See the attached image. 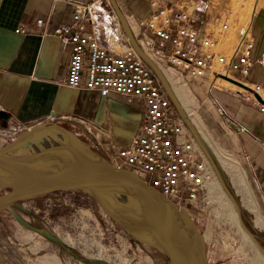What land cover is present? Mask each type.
<instances>
[{"label":"built area","instance_id":"1","mask_svg":"<svg viewBox=\"0 0 264 264\" xmlns=\"http://www.w3.org/2000/svg\"><path fill=\"white\" fill-rule=\"evenodd\" d=\"M248 1L234 3L242 8ZM145 2L146 12L134 21L126 19L136 42L161 72L169 68L183 83L205 80L214 87L221 80L233 84L232 92L264 114V84L246 81L257 64L264 65V53H256L259 36L255 31L259 19L264 27V0L250 1L249 16L243 22L232 10L220 12L219 0ZM98 8L110 11L113 32L108 47L101 46L86 27V19ZM43 24L42 19L35 22L37 28ZM14 32L25 30L19 27ZM52 33L70 49L66 86L95 91L103 98L117 95L142 103L143 114L130 143L108 151L107 159L116 168L137 175L192 218L208 212L215 178L210 161L152 70L132 49L108 0L74 4L69 20L54 26ZM164 77L171 87L170 79ZM181 107L210 152L243 174L239 164L218 148L198 113ZM254 219L264 223L257 212Z\"/></svg>","mask_w":264,"mask_h":264},{"label":"crops","instance_id":"2","mask_svg":"<svg viewBox=\"0 0 264 264\" xmlns=\"http://www.w3.org/2000/svg\"><path fill=\"white\" fill-rule=\"evenodd\" d=\"M89 0H0V111L8 119L4 129L29 128L53 120L67 127L105 156L127 146L143 114L140 100L66 86L70 49L54 36V26L69 20L74 4ZM130 21L146 12L145 0H116ZM42 19L41 28L35 25ZM262 20L255 23L261 29ZM22 27L24 33L14 31ZM88 31L103 47L113 32L110 11L94 9L86 19ZM247 82L264 84V65L257 64ZM179 102L195 110L218 148L240 166L216 156L222 169L239 181L233 187L244 209L264 229V114L231 90L210 86L205 80L180 83ZM4 135V134H3ZM1 146V145H0ZM216 154V153H215ZM232 187V186H231ZM241 204V205H242Z\"/></svg>","mask_w":264,"mask_h":264},{"label":"water","instance_id":"3","mask_svg":"<svg viewBox=\"0 0 264 264\" xmlns=\"http://www.w3.org/2000/svg\"><path fill=\"white\" fill-rule=\"evenodd\" d=\"M108 2L132 49L152 70L193 139L206 153L214 173L216 172L221 179L222 186L233 203L242 227L264 255V248L261 245L264 244V231L253 229L251 225L252 231L254 230L251 232L246 227L242 219L245 209L239 199L234 197L235 193L226 181L216 159L190 124L161 70L136 42L116 0ZM6 119L7 114L0 111V121ZM54 133L64 137L66 147L63 150L43 148L45 142L53 139ZM62 192L90 196L100 209L127 233L151 247L150 264H207L204 235L186 210L179 209L165 200L158 191L148 187L134 173L116 168L103 153L83 142L63 125L53 120L36 124L0 146V211H12L18 203ZM118 194L129 195L140 205L150 220L148 236L142 233L143 227L138 225L129 213H123L110 202L111 198ZM42 233L49 235L48 238H53L45 230H42ZM0 264L11 263L0 257Z\"/></svg>","mask_w":264,"mask_h":264},{"label":"rangeland","instance_id":"4","mask_svg":"<svg viewBox=\"0 0 264 264\" xmlns=\"http://www.w3.org/2000/svg\"><path fill=\"white\" fill-rule=\"evenodd\" d=\"M250 1L239 8L235 0H219L217 7L220 12L232 10L243 22L249 16ZM261 24L260 31L255 29L259 36L257 54L264 53L263 21ZM230 39H234L233 34ZM164 69L173 87L182 91L175 73L169 68ZM217 84L229 90L236 89L221 80ZM26 129H4L8 133H2L0 145L12 141ZM220 169L234 189L233 180L239 181L238 175L234 173L233 179L229 172L222 167ZM214 192L216 196L208 212L192 218L205 237L207 264H263L222 205V200L230 201L225 190V198H220V195L218 198L215 189ZM234 197L238 199L236 195ZM242 219L246 227L254 232L251 225L253 229L257 228L255 220L246 210ZM42 230L53 238H48L50 236L42 233ZM247 237L260 252L256 242ZM261 245L264 248V244ZM0 257L11 264H150L152 249L107 216L90 196L62 192L18 203L12 211H0Z\"/></svg>","mask_w":264,"mask_h":264},{"label":"bare ground","instance_id":"5","mask_svg":"<svg viewBox=\"0 0 264 264\" xmlns=\"http://www.w3.org/2000/svg\"><path fill=\"white\" fill-rule=\"evenodd\" d=\"M162 72H163V74L167 78H169L168 75H167V73H166V71L164 69L162 70ZM222 82H224V81H222ZM224 83H226L227 85H229V86H231L233 88H236V86H234L233 84H230L228 82H224ZM171 89H172L173 93L175 94V96L177 98L179 97V94L181 92H183V89H182V91H179V89L173 87L172 83H171ZM189 118H188V120H189L190 124L194 128V125L192 124V121H190ZM194 129H196V128H194ZM197 133H199V132L197 131ZM53 136H54L53 139H50L49 142H45V144L43 145V148L44 149H48V150L49 149H60V150H63V148L66 147L65 146L66 143H65L64 137L61 134H57V133H54ZM199 136H200V134H199ZM206 147L208 148V146H206ZM212 154L215 156L214 151H213ZM215 159H216V156H215ZM216 161H217V159H216ZM217 163H218V161H217ZM218 165L220 167V164L219 163H218ZM214 189L218 193L217 194V197L220 195V198H225L224 187L222 186L221 179H219V177L216 174V172H215V178H214V180L212 182V196L213 197L216 196V193L214 192ZM110 202H112L113 204H115L119 210L123 211V213H125V212L126 213H129V216L132 219H134V221H136L138 225H141L143 227V232H142L143 234L146 233L147 236L150 234V230H149L150 220H149V218L146 216V214L144 213V211L142 210V208L140 207V205L137 204V203H135L129 197V195L118 194V195L114 196L113 198H111ZM221 203L226 208V210L228 211V215H229L231 221L236 226V228L238 229V231L242 234L243 239L245 241H247L252 246V248L254 249V251L256 253V256L264 264V255L262 254L261 251L260 252L258 251V249L255 247V245L253 244V242H251L249 240V238L247 237L248 233L242 227V225H241V223L239 221V218H238V215L236 213V210H235L234 206L230 203L229 200H225L224 202L222 200ZM241 204H242V202H241ZM242 206L244 207L243 204H242Z\"/></svg>","mask_w":264,"mask_h":264}]
</instances>
